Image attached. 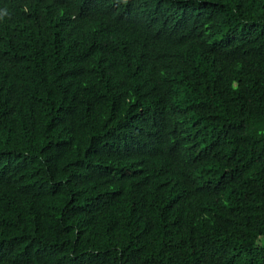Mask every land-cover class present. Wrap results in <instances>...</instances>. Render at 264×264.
<instances>
[{
	"label": "trees",
	"instance_id": "obj_1",
	"mask_svg": "<svg viewBox=\"0 0 264 264\" xmlns=\"http://www.w3.org/2000/svg\"><path fill=\"white\" fill-rule=\"evenodd\" d=\"M0 264H264V0H0Z\"/></svg>",
	"mask_w": 264,
	"mask_h": 264
},
{
	"label": "clouds",
	"instance_id": "obj_2",
	"mask_svg": "<svg viewBox=\"0 0 264 264\" xmlns=\"http://www.w3.org/2000/svg\"><path fill=\"white\" fill-rule=\"evenodd\" d=\"M4 14H6V13H4Z\"/></svg>",
	"mask_w": 264,
	"mask_h": 264
}]
</instances>
